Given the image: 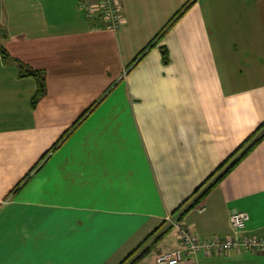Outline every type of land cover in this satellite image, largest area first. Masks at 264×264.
<instances>
[{
	"label": "crops",
	"instance_id": "0c3cea01",
	"mask_svg": "<svg viewBox=\"0 0 264 264\" xmlns=\"http://www.w3.org/2000/svg\"><path fill=\"white\" fill-rule=\"evenodd\" d=\"M93 2L0 0V264H157L180 250L174 227L151 246L166 218L264 122V0H118L116 31ZM17 63L44 74L35 108ZM234 211L264 239V138L180 224L226 237Z\"/></svg>",
	"mask_w": 264,
	"mask_h": 264
},
{
	"label": "built area",
	"instance_id": "2783aa9c",
	"mask_svg": "<svg viewBox=\"0 0 264 264\" xmlns=\"http://www.w3.org/2000/svg\"><path fill=\"white\" fill-rule=\"evenodd\" d=\"M79 9L86 18L98 14L103 28L107 30L116 31L121 26L118 0H94L92 4L81 3ZM247 219V214L242 211L231 212L228 216L230 234L226 237L216 236L204 240L183 227L180 221L167 217V225L177 230L180 250L171 255L158 254L155 261L157 264H178L181 252L187 257H194L199 252L215 255H224L231 251L264 254V239L250 237L245 231Z\"/></svg>",
	"mask_w": 264,
	"mask_h": 264
},
{
	"label": "trees",
	"instance_id": "16d2710c",
	"mask_svg": "<svg viewBox=\"0 0 264 264\" xmlns=\"http://www.w3.org/2000/svg\"><path fill=\"white\" fill-rule=\"evenodd\" d=\"M189 2H187L178 13L175 15V18L178 17L186 8ZM3 59L7 58V55L3 52L2 53ZM162 57L163 61H167L166 54L164 49H162ZM19 69V77H32L35 80L36 88L35 92L31 98L30 106L31 108H35L36 104L45 96L46 94V83L44 74L41 71H35L30 69L29 67L17 63ZM78 121L63 135L65 138L66 135L70 130H72ZM264 138V122L260 124V126L256 129V131L250 135L204 182L203 184L194 192L195 199L185 208H179L178 215L175 217V220L181 221L182 217L186 212L191 209L197 207L204 197L208 194V192L216 186L222 178H224L232 169L233 167L248 154L255 146ZM54 147H52L53 149ZM51 149V150H52ZM174 215L176 214L173 213ZM172 227L166 226L162 232L158 234V236L153 239L151 242V246L155 244L158 239L167 231H169ZM152 236V235H151ZM149 248H145L138 256H136L131 262L128 264H135L143 255L148 252ZM134 253L129 255L124 262H126Z\"/></svg>",
	"mask_w": 264,
	"mask_h": 264
},
{
	"label": "rangeland",
	"instance_id": "374dc122",
	"mask_svg": "<svg viewBox=\"0 0 264 264\" xmlns=\"http://www.w3.org/2000/svg\"><path fill=\"white\" fill-rule=\"evenodd\" d=\"M261 33H264V31H261ZM263 39H264V36H263Z\"/></svg>",
	"mask_w": 264,
	"mask_h": 264
}]
</instances>
